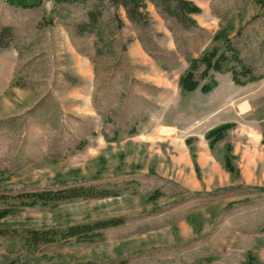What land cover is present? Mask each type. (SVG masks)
Instances as JSON below:
<instances>
[{"label":"rangeland","instance_id":"rangeland-1","mask_svg":"<svg viewBox=\"0 0 264 264\" xmlns=\"http://www.w3.org/2000/svg\"><path fill=\"white\" fill-rule=\"evenodd\" d=\"M20 2L0 0V264H264V4L193 0L184 27L150 3L134 24L111 0ZM204 57L220 70L182 90ZM79 189L97 197L57 196Z\"/></svg>","mask_w":264,"mask_h":264},{"label":"trees","instance_id":"trees-1","mask_svg":"<svg viewBox=\"0 0 264 264\" xmlns=\"http://www.w3.org/2000/svg\"><path fill=\"white\" fill-rule=\"evenodd\" d=\"M6 3H11L15 6H24L21 0H4ZM52 1V0H51ZM56 2H62V3H72V2H83L86 0H54ZM91 1V0H89ZM39 2V1H38ZM258 4H264V0H256ZM146 3L152 4L156 9H158V12L160 15H167L170 17H173L177 22L182 24L184 27H193L195 26V21L193 19V16H197L201 13V10L194 5L193 0H111V5L116 10L123 9L125 16L128 21L137 24V23H146L147 22V14L145 13ZM32 4L34 3H30ZM27 6L30 7L27 3ZM91 24H96V18L93 15H89ZM208 57L202 58L201 61H190V67L184 72V74L179 78L178 84L184 91H191L196 87V83L193 82V71L196 67V64L198 62L202 63L204 62L205 70L203 72V75L207 73L208 70H214L219 71L220 66L218 61H214L213 63L211 60L207 59ZM235 60L237 61V56L234 55ZM223 57H221V60ZM226 60V59H225ZM241 72L238 73L233 69H230V73L232 74V78L234 80V83H238V75L239 74H251V70L249 68H246L244 66H240ZM209 90L208 86H203L201 88L202 92H207ZM220 127L218 128V132L222 130ZM58 197L62 199H72L76 197H97V195L93 194L92 192L88 190H73L70 192H67L66 194H57ZM54 196L52 195H40L37 194L34 196V199H31V204H37L40 200L44 202H48L53 200ZM6 212L0 211V216L4 215ZM118 222H102L97 223L91 226H85V227H73L68 228L66 231L60 234L62 239L70 240L74 239L78 242H90L94 240V238L97 237V234L100 230H105L110 227L117 226ZM59 239V236L57 233L53 232H43V233H30L28 237L26 238L27 246L35 247L38 245H47V244H54L57 243Z\"/></svg>","mask_w":264,"mask_h":264}]
</instances>
